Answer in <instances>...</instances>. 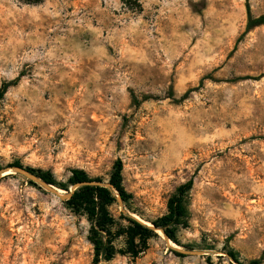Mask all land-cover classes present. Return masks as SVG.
<instances>
[{"label": "rangeland", "instance_id": "1", "mask_svg": "<svg viewBox=\"0 0 264 264\" xmlns=\"http://www.w3.org/2000/svg\"><path fill=\"white\" fill-rule=\"evenodd\" d=\"M248 4L264 15V0H0V88L20 78L0 102L1 166L69 192L73 169L109 182L120 159L132 196L109 208L124 253L96 263L85 214L4 175L0 264H264V25L246 34ZM191 178L173 243L198 254L128 238L126 216L152 224Z\"/></svg>", "mask_w": 264, "mask_h": 264}, {"label": "trees", "instance_id": "2", "mask_svg": "<svg viewBox=\"0 0 264 264\" xmlns=\"http://www.w3.org/2000/svg\"><path fill=\"white\" fill-rule=\"evenodd\" d=\"M248 23L246 28V34L251 30L264 25V15L254 17L251 13L249 4L247 5ZM248 79V78H246ZM20 78H17L11 82H6L0 88V102L4 99V96L8 92L9 88L15 86ZM194 90H189L182 100L187 99L189 94ZM147 98L144 99L146 101ZM133 101L136 106L141 104L135 95H133ZM8 167L23 166L16 162ZM123 162L118 159L113 167V172L109 179V184L112 186V190L100 187V186H83L78 188L72 198L65 201L66 205L75 213H83L92 222V242L95 246V262L100 263L104 260L109 261L114 258L117 253H124L122 250H117L115 247V235L112 230L115 226V219L109 208L117 202V196L120 197L123 204H127L131 199L129 194L123 186ZM3 167L0 164V170ZM32 174L41 178L49 185L57 186V182L54 175L50 171L36 170L27 168ZM91 181L102 180L100 178L92 179L82 169H73L71 171V177L69 178V185L60 184L59 187L65 191H69V186L86 183ZM194 187V178H191L178 189L176 194L168 202V214L160 219L153 221L152 224L157 228L163 229L169 239L180 246V242L177 239V232L180 228H186L189 219V195ZM124 216V215H123ZM125 217V216H124ZM125 219L130 223V226L125 231L128 238L145 239L151 237L155 232L149 227L135 221L134 219L126 216ZM121 233H124L121 232ZM121 235V234H120ZM227 254L236 262L241 263L238 257V252L234 249H229ZM263 257L258 260H254L251 264H262Z\"/></svg>", "mask_w": 264, "mask_h": 264}, {"label": "water", "instance_id": "3", "mask_svg": "<svg viewBox=\"0 0 264 264\" xmlns=\"http://www.w3.org/2000/svg\"><path fill=\"white\" fill-rule=\"evenodd\" d=\"M8 170H12L15 173L21 174L23 176H25L26 178H28L30 181H32L33 183H36L38 185H40L41 187L45 188L46 190H48L51 194L57 196L58 198H60L61 200L64 201H68L72 198L74 192L83 186H100V187H105L108 188L110 190H112V186L109 184V182H99V181H91V182H86V183H78L75 185H72L69 192H66L64 194H60V192L58 191V188H56L53 185H49L48 183H46L45 181H43L41 178L37 177L36 175L32 174L29 170H27V168L22 167H7V168H3L2 170H0V179L2 177H4V173ZM117 201L119 203V205L121 206V208L123 209V202L120 199L119 196H117ZM130 217L132 219H134L135 221L149 227L150 229H152L153 231H160L164 234L166 241L170 242L171 240L169 239V237L166 235V233L164 232L163 229L157 228L156 226H154L153 224L146 222L144 220H142L140 217H136V215H130ZM180 253H184V254H198L199 252H188V251H183L181 249H176ZM229 256V255H228ZM233 260V259H232Z\"/></svg>", "mask_w": 264, "mask_h": 264}, {"label": "bare ground", "instance_id": "4", "mask_svg": "<svg viewBox=\"0 0 264 264\" xmlns=\"http://www.w3.org/2000/svg\"><path fill=\"white\" fill-rule=\"evenodd\" d=\"M11 173H13V171L12 170H8V171H6L5 173H4V175H7V174H11ZM58 191L60 192V194H64V193H66V192H64V191H62V190H59L58 189ZM136 217H138V216H136ZM143 220V219H142ZM149 224V223H148ZM161 233V232H160ZM169 245L171 246V247H173V248H176V249H180V247L179 246H177L176 244H174L173 242H169Z\"/></svg>", "mask_w": 264, "mask_h": 264}]
</instances>
